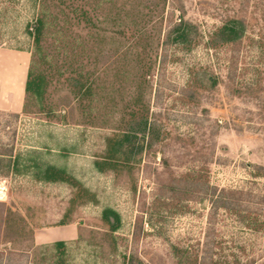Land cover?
I'll list each match as a JSON object with an SVG mask.
<instances>
[{"label": "rangeland", "instance_id": "1", "mask_svg": "<svg viewBox=\"0 0 264 264\" xmlns=\"http://www.w3.org/2000/svg\"><path fill=\"white\" fill-rule=\"evenodd\" d=\"M70 2L83 5L89 19L52 0L34 9L46 17L40 49L31 47L36 70L48 79L44 111L30 108L17 117L0 111V144L12 142L30 166L20 165L0 180V264H51L43 259L49 251L40 246L53 241L37 243L35 235L46 229L53 232L50 238L56 236L68 208V225L77 231L66 240V264H123L131 251L144 264H171L166 240L148 222L158 205L151 206L154 194L168 191L162 184L205 161L212 184L239 187L246 185L251 165L264 166V0ZM173 8H182L196 25L199 43L163 45ZM32 13L29 1L14 3L12 15L0 23L6 41L0 47L21 44ZM226 17L245 21L243 39L207 47L209 33ZM141 113L159 129L152 147L128 174L95 171L92 160L102 153L104 136L126 131ZM34 160L64 167L73 182L37 181ZM255 181L254 192L264 194V178ZM77 191L91 199L77 203ZM106 206L121 216L113 234L99 219ZM193 208L189 215L168 214L162 236L201 243L208 209L198 203ZM218 226L227 254L238 253L242 262L264 261L260 238L229 218ZM231 240L244 245L243 252Z\"/></svg>", "mask_w": 264, "mask_h": 264}, {"label": "trees", "instance_id": "2", "mask_svg": "<svg viewBox=\"0 0 264 264\" xmlns=\"http://www.w3.org/2000/svg\"><path fill=\"white\" fill-rule=\"evenodd\" d=\"M19 0H0V23L12 15L14 3ZM31 3L33 8L32 16L24 24L22 35L24 40L16 46H4L15 50L30 52V60L26 72V78L23 87V102L20 112H7L17 117L19 113L29 112L30 108L44 111V95L48 83L47 76L44 72L36 70L34 65V54L31 47L35 50L40 49V41L45 29L46 17L44 13L35 11L37 5L44 0H26ZM67 11L73 12L75 9L81 11V15L87 21L88 13L83 5L73 4L70 0H52ZM82 1V0H80ZM165 1V0H164ZM173 1V0H171ZM179 9L173 8V12L168 18V29L162 40L163 45L173 46L174 48H186L199 43L201 37L198 34L195 24L188 21L183 14L182 8L177 16L174 11ZM134 23H137L134 21ZM132 28V26H127ZM246 23L242 18L226 17L220 24L216 25L208 35L205 45L209 48L225 47L241 41L245 35ZM10 38H17L12 34ZM6 43L2 40L0 30V45ZM205 74V73H204ZM209 78H207L208 80ZM211 79V78H210ZM213 79V78H212ZM215 84V78L212 80ZM139 117V118H138ZM137 120H129L130 127L126 131L113 132L104 136V148L100 155L92 160L93 169L99 173L110 172L115 175L121 173L128 174L133 165L138 163L142 154L148 151L153 143V139L158 138V126L148 119L146 113H141ZM30 158V157H29ZM27 161H30L28 159ZM30 167L25 159L20 158L19 154L14 152L13 143L0 144V180L7 178L12 172H19V166ZM34 166L33 177L37 181L45 183H72V177L64 167L47 161H32ZM208 166L204 161L200 169L191 168L179 178L173 177L169 185L162 184L168 189L165 193L160 194L159 189L154 194L151 206L158 203L156 210L149 211L148 222L153 228V233L160 236L167 242V249L171 264H253L255 257L246 262H242L238 253L230 250L227 254L225 249L228 247L227 242L218 223L223 218H229L234 227L250 232L254 237L262 240L264 248V194H256L254 186L257 185L256 179L264 178V166L253 164L249 167V178L246 185L233 187H220L210 182L208 176ZM166 195V196H164ZM73 200L83 204L91 198L87 192H76ZM161 198V199H160ZM198 203L201 207H207L206 223L204 228V239L201 243H189L183 241H172L162 233L163 223L169 214L173 216L178 212L182 215H189L194 212V204ZM206 204V206H205ZM68 208L59 225L69 224ZM100 221L105 226L107 232L113 234L121 226L120 214L111 207L102 208L99 216ZM155 224H157L155 226ZM66 240H56L40 246L41 249L49 251L43 259L51 264H66ZM230 246L244 250V245L235 244L234 241ZM55 255L54 258L51 255ZM264 255L262 250L259 256ZM52 258V259H51ZM123 264H144L143 260L135 251H131L123 256ZM264 264V261L261 263Z\"/></svg>", "mask_w": 264, "mask_h": 264}, {"label": "crops", "instance_id": "3", "mask_svg": "<svg viewBox=\"0 0 264 264\" xmlns=\"http://www.w3.org/2000/svg\"><path fill=\"white\" fill-rule=\"evenodd\" d=\"M29 60L30 54L27 51L0 47V111L21 110ZM76 231L72 225H61L54 230L56 236L50 238L53 232L41 229L35 235V241L46 243L55 240H72L76 236Z\"/></svg>", "mask_w": 264, "mask_h": 264}]
</instances>
